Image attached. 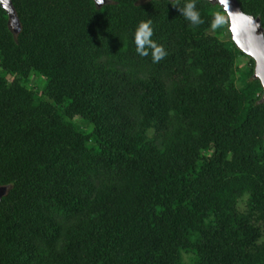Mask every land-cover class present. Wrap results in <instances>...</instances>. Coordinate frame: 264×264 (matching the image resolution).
<instances>
[{
  "label": "trees",
  "instance_id": "16d2710c",
  "mask_svg": "<svg viewBox=\"0 0 264 264\" xmlns=\"http://www.w3.org/2000/svg\"><path fill=\"white\" fill-rule=\"evenodd\" d=\"M12 1L0 264H264V86L223 6ZM238 2L264 29V0ZM141 23L159 62L137 53Z\"/></svg>",
  "mask_w": 264,
  "mask_h": 264
},
{
  "label": "water",
  "instance_id": "95a60500",
  "mask_svg": "<svg viewBox=\"0 0 264 264\" xmlns=\"http://www.w3.org/2000/svg\"><path fill=\"white\" fill-rule=\"evenodd\" d=\"M99 6L105 0H95ZM223 6L230 19V30L237 46L256 61L255 74L264 86V29L260 17L246 14L238 0H209ZM2 6L9 14V26L11 30L18 34L21 29V21L13 5L12 0H0ZM8 191V186L0 185V204L4 195Z\"/></svg>",
  "mask_w": 264,
  "mask_h": 264
},
{
  "label": "clouds",
  "instance_id": "9594fccd",
  "mask_svg": "<svg viewBox=\"0 0 264 264\" xmlns=\"http://www.w3.org/2000/svg\"><path fill=\"white\" fill-rule=\"evenodd\" d=\"M192 6L190 5L189 8ZM188 19H190L194 24L199 23L198 15L194 12H187L186 13ZM152 36V29L149 23H141L137 28L136 33V45H137V53L141 56H147L148 52L145 50L146 45L151 46L152 48H156V45L150 40ZM156 52L159 54L153 55V62H159L164 56V53L156 48Z\"/></svg>",
  "mask_w": 264,
  "mask_h": 264
},
{
  "label": "rangeland",
  "instance_id": "374dc122",
  "mask_svg": "<svg viewBox=\"0 0 264 264\" xmlns=\"http://www.w3.org/2000/svg\"><path fill=\"white\" fill-rule=\"evenodd\" d=\"M142 2H144V1H147V0H141ZM229 17V16H228ZM230 20V19H229ZM224 26H225V28H229L230 29V22L229 21H227V19L224 21ZM212 31H213V33H215L216 32V29L215 28H212ZM228 34H229V32L228 31H224V34H223V36H224V38H227V36H228ZM248 62H249V60L247 59V58H245L244 60H243V62H242V65H247L248 64ZM34 81V84H37L38 83V78H32V82ZM36 82V83H35Z\"/></svg>",
  "mask_w": 264,
  "mask_h": 264
}]
</instances>
